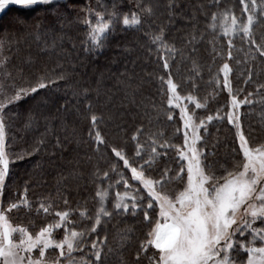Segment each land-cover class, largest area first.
Segmentation results:
<instances>
[{
    "label": "trees",
    "instance_id": "obj_1",
    "mask_svg": "<svg viewBox=\"0 0 264 264\" xmlns=\"http://www.w3.org/2000/svg\"><path fill=\"white\" fill-rule=\"evenodd\" d=\"M144 8H151V14ZM113 11L136 12L141 24L117 23L103 48L93 49L84 19L95 22L96 13L107 18ZM225 11L235 15L238 24L254 13L255 44L236 32L229 46L223 26L231 24V15L225 21ZM160 33L167 49L151 40ZM0 40L4 41L0 60L6 61L0 72L7 81V96L34 86L41 78L54 81L3 111L10 165L1 193L2 210L13 203L20 205L6 212L10 223L35 234L58 220L56 212L70 210L68 223L54 230V239H62L65 229L86 231L84 246L76 247L70 257L61 259L59 249H48L49 262L61 259L64 264L65 259H75V264H97L93 240L100 242L102 264H150V258L158 255L151 246L147 252L140 250L158 220L157 207L146 208V192L111 148L122 149L130 163L138 166L156 147L160 155L146 166V175L159 179L166 170V193L183 181V163L177 153V146L183 144L182 126L179 110L168 103L169 73L180 99L187 100L191 94L205 105H189L195 121L214 116L206 122V131L202 127L207 171L222 177L226 169L235 171L243 162L236 128L225 115L231 110V96L223 83L224 63L231 69L228 80L233 94L250 101L237 109L242 130L251 146L264 145V55L256 48V44L264 45V0H255L254 9L252 0H58V6L38 9L23 28L0 32ZM217 113L224 119L215 118ZM92 115L97 117L95 127ZM97 129L103 138L100 144L95 139ZM137 141L143 160L136 156ZM164 142L172 147L161 148ZM98 189L108 192L105 207L110 215L90 232L100 206ZM125 191L130 208L116 210V193ZM132 196L140 204L135 212ZM143 210L148 211V220Z\"/></svg>",
    "mask_w": 264,
    "mask_h": 264
},
{
    "label": "snow or ice",
    "instance_id": "obj_2",
    "mask_svg": "<svg viewBox=\"0 0 264 264\" xmlns=\"http://www.w3.org/2000/svg\"><path fill=\"white\" fill-rule=\"evenodd\" d=\"M241 3H244V0H241ZM53 4L58 6V0H0V32L10 33L17 28H23L38 9L48 10ZM252 5L254 9L255 0H252ZM143 11L151 14L152 9L144 8ZM244 11H249L247 4H244ZM91 14L89 9V16ZM229 15H231V24L223 26V33L229 37V46L232 44L231 36L236 32H242L250 44H255V40L252 39L254 13H249L246 22L239 24L235 15L228 11L223 13L225 21L228 20ZM95 16V22L87 17L84 19V23L88 26L87 38L93 49L103 48L104 41L117 23H122L125 27H135L141 24V16L136 12L118 14L113 11L107 18L103 13H96ZM215 20L216 14L213 13V24L211 25L213 28ZM151 40L158 48L167 49L169 47L163 39V33L152 35ZM3 46L4 41L0 40V50L3 49ZM256 48L261 50V55H264V45L256 44ZM5 62V60H0V65ZM163 67L169 68L166 59ZM222 70L224 86L227 87L231 96V110L227 111L225 115L227 122L235 125L239 150L243 157V163L237 166V170L226 169L225 175L222 177H216L214 174L206 172L204 164L206 153L202 145L198 146V142L203 139L199 135V128L204 127L206 131V122H211L214 116L207 115L205 118L199 119V123H196L194 115L189 114L185 107L180 109L185 129L184 146H177V153L182 161H186L187 182L183 190L175 196L163 192L166 170L159 179L146 175V166L155 163L156 157L160 155L156 151V147L151 149L148 159L138 166H133L130 163L122 149L111 148L115 157L130 169L131 178L142 184L143 189L147 191L146 208L151 209L154 204L158 205L159 219L152 225L147 239L140 246V250L144 252H147L149 246L159 250L158 255L150 258V264H234L231 253L236 249L248 253L247 264H264V226H256L257 221L264 223V145L253 147L249 144L239 123V115L236 110L242 104L250 103V101L247 98L241 100L236 94H233L228 80V74L231 71L228 63L223 64ZM161 79L164 78L161 77ZM49 83H54V81L50 78H41L34 86L19 88L6 100L0 101V193L3 192L10 165L9 156L5 151L3 111L8 104L19 102L24 97L37 93L39 89L47 88ZM166 85L167 91L171 93L168 99V103L171 105L174 100H179L180 96L177 93L178 85L173 81L170 73ZM185 99L192 101L196 108L205 107L194 95L189 94ZM215 118L224 119L219 116V113ZM91 121L95 127L97 117L92 115ZM95 139L98 144L103 143L98 129L95 131ZM133 139L136 140L137 137L134 136ZM159 146L161 148L172 147L167 142ZM142 151L143 148L137 141L136 156L143 160ZM184 171L185 167H181L180 172ZM124 185L126 188L128 187L126 180ZM107 195L106 189H98L97 196L100 206L96 210L91 228L87 231L95 232L96 227L101 223V218L110 215L105 207ZM128 198L127 191L123 194L117 192L114 208L128 211L130 208ZM23 203L26 204L27 200L25 199ZM19 206L13 203L7 210H0V264H49V261L45 259L47 249H60V256H65L66 248L70 257L74 246L81 248L84 246L85 230L78 232L75 228L65 229L62 239L53 238L54 230L68 223L70 210L56 212L55 216L58 217V220L55 223H47L33 234L26 227L13 226L10 223L6 212ZM41 208L46 213L48 212L44 205H41ZM139 208L137 196H132L131 210L135 212ZM80 214L86 215L85 212ZM143 215L145 220L149 219L147 210H143ZM15 232L19 233L18 240L12 238V234ZM246 233L250 235V239L246 238ZM257 241L260 242V246H256ZM99 244V240H93L91 248L97 264H102V248ZM34 250H37L35 257L32 255ZM137 257H139V252ZM51 264H59V262L54 260ZM69 264H75V262L69 260ZM82 264H87V262H82Z\"/></svg>",
    "mask_w": 264,
    "mask_h": 264
},
{
    "label": "rangeland",
    "instance_id": "obj_3",
    "mask_svg": "<svg viewBox=\"0 0 264 264\" xmlns=\"http://www.w3.org/2000/svg\"><path fill=\"white\" fill-rule=\"evenodd\" d=\"M6 86H7V81L5 80V79H3V76H2V74H1V72H0V101H4V100H6V98L8 97L7 96V91H5L6 89ZM186 101V102H185ZM173 105H175V107H176V109H178L179 110V114H180V109H181V107H185V108H187V110H188V112H189V114H192L191 113V111H190V109H188L189 108V105L191 104V105H194V103L192 102V101H189V100H183V99H179V100H174L173 101V103H172ZM177 105H179V106H177ZM237 111V110H236ZM237 113H238V111H237ZM195 118V117H194ZM195 120H196V118H195ZM179 122H181V126H182V136H183V134H184V131H185V129H184V127H183V120H182V118H181V115H180V121ZM196 123H198L197 121H195ZM234 125V124H233ZM235 126V125H234ZM189 132L191 131L190 129L188 130ZM199 135H201L202 136V127L201 128H199ZM5 140H6V134H5ZM182 141H183V139H182ZM238 142H239V140H238ZM201 143H202V140L200 141V142H198V146L199 145H201ZM184 146V141H183V144H182V146H180V147H183ZM241 155H242V153H241ZM179 156V155H178ZM242 157V156H241ZM182 163H183V167H185V171H184V179H183V181H181L179 184H177V186L175 187V188H173V189H171V191L170 192H167L166 193V190L167 189H163V192L165 193V194H168V195H171V196H175L179 191H182L183 190V188L186 186V182H187V173H186V161H182L181 160V158H180V156H179V158H178ZM243 163V162H242ZM204 164H205V159H204ZM206 165V164H205ZM205 170H206V172H209V171H207L208 169H207V166H206V168H205ZM209 173H211V172H209ZM138 182V181H137ZM139 183V182H138ZM140 184V183H139ZM139 186H141L142 187V189H143V185L142 184H140ZM145 192H146V194H147V191L145 190V189H143ZM2 201H1V193H0V210H2ZM154 205H156V204H154ZM156 207H157V210H158V219H159V208H158V205H156ZM256 226H264V223H262L261 221H257L256 222ZM57 230V229H56ZM54 233V232H53ZM237 236H239V234H237ZM245 236H246V238H248V239H250V235L248 234V233H246L245 234ZM12 238L14 239V240H18V238H19V233L18 232H15V233H13L12 234ZM53 238H55L54 237V235H53ZM256 246H260V242L259 241H257L256 242ZM152 248H154V247H152ZM49 249H52V248H49ZM48 250V249H47ZM46 250V251H47ZM76 250H77V248L74 246V250H73V252L71 253V255L72 254H75L76 253ZM58 251H60V249L58 250ZM65 256H60V258L61 259H64L66 256H68V253H67V249L65 248ZM159 251V250H158ZM32 255L35 257L36 255H37V250H34L33 251V253H32ZM247 256H248V253L246 252V251H244V250H240V249H236V250H234L232 253H231V258H232V260H233V262H234V264H247ZM48 258V255H47V253L45 254V259L46 260H48L47 259ZM61 259H58V262H59V264H61V262H60V260ZM65 260H68L66 263H64V264H69V260H71V261H73V260H75V259H65ZM49 261V260H48ZM74 262V261H73ZM49 264H51V262H49ZM82 264V263H81Z\"/></svg>",
    "mask_w": 264,
    "mask_h": 264
}]
</instances>
